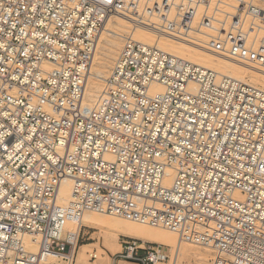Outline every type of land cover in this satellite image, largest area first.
Listing matches in <instances>:
<instances>
[{"label": "built area", "instance_id": "1", "mask_svg": "<svg viewBox=\"0 0 264 264\" xmlns=\"http://www.w3.org/2000/svg\"><path fill=\"white\" fill-rule=\"evenodd\" d=\"M112 15L264 69V0H0V264H76L87 212L171 231L210 264H264V91L125 37L86 112ZM169 257L129 238L112 256Z\"/></svg>", "mask_w": 264, "mask_h": 264}, {"label": "bare ground", "instance_id": "2", "mask_svg": "<svg viewBox=\"0 0 264 264\" xmlns=\"http://www.w3.org/2000/svg\"><path fill=\"white\" fill-rule=\"evenodd\" d=\"M104 33L106 34L107 37L104 38L102 35L99 36V40L96 44L97 46L92 58L93 61H91L92 66H90L84 86V91L82 96V107L83 110L86 112L92 108L96 99L98 98L99 94L103 89L101 88L100 90V87L96 85L97 84L96 81L100 80L104 83V81L109 76L108 75L107 78H105L110 64H112V62L114 61L117 55L118 42L116 39L121 38L122 40L121 47H122L123 39L125 37H132L133 40H136L138 42L150 46H156L162 51L167 52L173 56L179 57L185 61L191 62L198 66H202L207 69L213 70L218 74L234 78L241 82L248 83L264 91V69L256 70L247 66L229 62L224 59L216 58L210 54H207L206 52H203L200 49L190 46L187 43L178 42L176 40L170 39L162 35L161 36L156 35L151 30L141 26L134 27L130 24V22L127 19L119 15H112L105 19ZM124 34L127 35L123 36ZM44 66L47 69L51 68V65L48 63H46ZM162 91L163 88L161 86L159 85L152 86L151 89L152 94H157ZM71 192H72L71 180L69 178L63 179L58 191V203L61 205L67 204V202L70 200ZM109 217L115 218L113 216L102 213H93V212L84 213L78 224V228H80L81 231L82 228H88V229L101 228L113 234H117L121 236L123 235L129 238L138 239L140 240L138 242L142 244H144V242H151V243H158V244L170 246L175 251L171 253V251L168 250V254L170 256L169 257L170 259L168 261L169 264H176L178 260L188 262L190 258H194L196 264H205L209 256L214 255L216 258L219 257V255L216 252L209 249L208 247L195 244L197 246L205 248V252H201L186 246L187 243L188 244H192V243L180 241L178 236L171 231L140 225L135 222L115 218L121 222L124 221L139 225L136 228H130L127 227L124 223H121L120 225L113 223L109 219ZM143 227H147L148 230H143L142 229ZM105 241L106 243H108L106 238ZM24 244L28 250L31 251L37 250L36 246L30 243L29 239L27 238L25 239ZM92 245L93 244H84L79 247L76 256V264L78 261L85 260V257L89 253L90 246ZM95 245H97V243H95ZM105 246L107 251L101 250L99 257L96 255V262L98 264H112L110 262L109 255H112L114 253L116 255L120 252L118 251L120 250V246L118 245V243H113V244L108 243ZM54 261H56V259L48 258L41 264H51Z\"/></svg>", "mask_w": 264, "mask_h": 264}, {"label": "rangeland", "instance_id": "3", "mask_svg": "<svg viewBox=\"0 0 264 264\" xmlns=\"http://www.w3.org/2000/svg\"><path fill=\"white\" fill-rule=\"evenodd\" d=\"M100 35H102L104 38H106L107 36H106V34L104 33V28H103V30H102V32H101V34ZM99 35V36H100ZM127 35V34H126ZM125 34L123 35V36H126ZM99 36H98V39H97V42H98V40H99ZM122 36V37H123ZM117 40V42H118V51H117V55H118V53H119V50H120V47H121V44H122V40H121V38L119 39V38H117L116 39ZM97 46V45H96ZM117 55H116V57H117ZM116 57H115V59H116ZM115 59H114V61H115ZM93 61V60H92ZM114 61L112 62V64H110V66H109V69L107 70V73H106V76H105V78H107V76L109 75V73H110V70H111V68H112V66H113V64H114ZM91 66H92V64H91ZM242 67V66H241ZM96 85H98L99 87H100V90H101V88H103V86H104V83L102 82V81H100V80H98V81H96ZM85 102V101H84ZM92 106V105H91ZM90 106V107H91ZM109 219L113 222V223H116L117 225H120L121 223H124L127 227H130V228H136V227H138L139 225H136V224H133V223H130V222H124V221H119V220H117V219H115V218H111V217H109ZM141 227V226H140ZM143 230H148L147 229V227H143L142 228ZM82 233H83V236H84V238H83V242L81 243V245H84V244H93L92 246H90V250H89V253L87 254V256L85 257V260H83V261H78L77 262V264H80V263H84V262H87L88 261V259H89V256H91V254H96L98 257H99V254L101 253L100 251L101 250H104V251H107L106 250V244H108V243H118V245L120 246V250H118V251H121V241L123 240V239H125V238H129V237H127V236H121V235H117V234H113V233H110V232H108L107 230H105V229H101V228H94V229H88V228H82V231H81ZM105 238H106V240L108 241V243H106V241H105ZM129 239H133V240H137V241H140V240H138V239H135V238H129ZM141 242H144V241H141ZM95 243H97V245H95ZM144 244H145V246H148V245H157V246H160V247H162L163 249H166V250H169V251H171V253H173V251H175L172 247H170V246H167V245H163V244H158V243H151V242H144ZM80 245V246H81ZM79 246V247H80ZM104 246H105V248H104ZM186 246H188V247H191V248H193V249H196V250H198V251H201V252H205V248H203V247H200V246H197V245H195V244H188L187 243V245ZM115 255V253L114 254H112V255H109L110 256V262L112 263L113 262V258H112V256H114ZM140 255H143V253H140ZM216 257L214 256V255H212V256H209L208 258H207V261L205 262V264H210V261L211 260H213V259H215ZM57 261H54V262H52L51 264H55ZM57 264V263H56ZM96 264H98L97 262H96ZM121 264V263H120ZM122 264H123V262H122ZM161 264H169L168 262H164V263H161ZM176 264H196V262H195V259L194 258H190L189 260H188V262H186V261H180V260H178V262H176Z\"/></svg>", "mask_w": 264, "mask_h": 264}, {"label": "crops", "instance_id": "4", "mask_svg": "<svg viewBox=\"0 0 264 264\" xmlns=\"http://www.w3.org/2000/svg\"><path fill=\"white\" fill-rule=\"evenodd\" d=\"M121 263V261H119V260H113V262H112V264H120Z\"/></svg>", "mask_w": 264, "mask_h": 264}]
</instances>
